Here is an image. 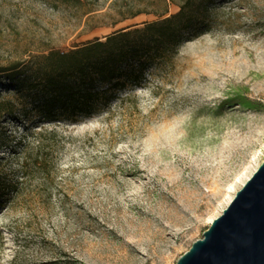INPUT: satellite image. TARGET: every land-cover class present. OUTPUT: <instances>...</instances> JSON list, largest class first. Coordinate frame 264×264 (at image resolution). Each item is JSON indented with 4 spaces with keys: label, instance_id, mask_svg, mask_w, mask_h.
I'll use <instances>...</instances> for the list:
<instances>
[{
    "label": "rangeland",
    "instance_id": "rangeland-1",
    "mask_svg": "<svg viewBox=\"0 0 264 264\" xmlns=\"http://www.w3.org/2000/svg\"><path fill=\"white\" fill-rule=\"evenodd\" d=\"M168 4L165 17L179 12ZM198 4L207 9L205 31L170 62L146 64L140 84L115 88L119 97L136 96L125 111L114 104L109 115L49 124L41 97L27 99L30 85L17 91L10 74L17 82L34 78L49 52L142 28L160 19L162 7L0 0V102L15 111L0 123V178L14 186L0 201V264H177L258 170L264 0ZM42 129L57 132L43 152L49 175L21 167L24 139Z\"/></svg>",
    "mask_w": 264,
    "mask_h": 264
},
{
    "label": "trees",
    "instance_id": "trees-1",
    "mask_svg": "<svg viewBox=\"0 0 264 264\" xmlns=\"http://www.w3.org/2000/svg\"><path fill=\"white\" fill-rule=\"evenodd\" d=\"M55 1L65 4L74 2ZM155 1L162 7L161 12H155L159 14L158 21L145 23L142 28L118 31L104 39H95L67 52L51 51L42 58L41 68L34 78L17 82V74H10V81L16 82L17 91L24 84L30 85V92L25 95L27 99L41 97L39 108L42 107L41 113L49 124L65 120L79 123L103 111H107L109 115L113 112L111 108L114 104L125 111V103L136 96L119 97L114 92L115 88H123L129 83L140 84L146 64L154 61L162 64L170 62L179 53L182 43L201 34L207 25V9L202 8L198 0H182L183 2L179 3L170 0L180 9L170 17H165L169 9L168 0ZM77 5L81 6V1ZM141 13L146 12L130 14L124 20L135 18ZM132 60H138L140 64L126 70L122 65ZM134 69L139 72H134ZM238 102L249 109L255 107L245 97H241ZM14 112L13 103L0 102V123L5 115H13ZM56 134L55 129H42L30 133L24 139L21 149V154L24 155L21 167L24 170H46L48 174L51 161L47 156H43V152L50 148L48 137ZM1 175L3 174L0 173V177ZM12 189L14 186L8 185L5 178H0V201L7 199Z\"/></svg>",
    "mask_w": 264,
    "mask_h": 264
},
{
    "label": "water",
    "instance_id": "water-1",
    "mask_svg": "<svg viewBox=\"0 0 264 264\" xmlns=\"http://www.w3.org/2000/svg\"><path fill=\"white\" fill-rule=\"evenodd\" d=\"M177 264H264V162Z\"/></svg>",
    "mask_w": 264,
    "mask_h": 264
},
{
    "label": "bare ground",
    "instance_id": "bare-ground-1",
    "mask_svg": "<svg viewBox=\"0 0 264 264\" xmlns=\"http://www.w3.org/2000/svg\"><path fill=\"white\" fill-rule=\"evenodd\" d=\"M231 199V198H230Z\"/></svg>",
    "mask_w": 264,
    "mask_h": 264
}]
</instances>
